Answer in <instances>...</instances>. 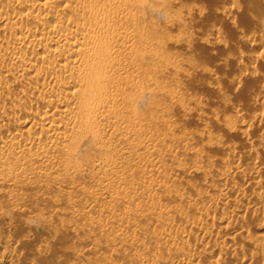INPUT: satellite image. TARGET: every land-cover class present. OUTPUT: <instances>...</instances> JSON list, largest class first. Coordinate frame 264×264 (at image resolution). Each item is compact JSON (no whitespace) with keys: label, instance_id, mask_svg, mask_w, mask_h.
Segmentation results:
<instances>
[{"label":"rangeland","instance_id":"obj_1","mask_svg":"<svg viewBox=\"0 0 264 264\" xmlns=\"http://www.w3.org/2000/svg\"><path fill=\"white\" fill-rule=\"evenodd\" d=\"M154 2L160 8L154 26L160 37L161 55H157L154 70L158 82L153 83L152 92L146 91L150 93H145L144 106L138 112L144 114L143 123L151 133L148 145L159 148L157 154L146 155L158 162L157 167L143 164L122 169L130 176L114 171L113 179L120 180L114 181L115 186L124 187V191L116 188L115 193L101 188V179L108 172L99 174L88 167L82 171V164L77 174L73 168L72 175L71 167L50 178L47 174V178L19 179L11 188L0 185V264H150L154 254L167 259V264H177L189 252L193 264H210L217 258L219 246L226 244L225 234L217 245H208L210 254L206 256L193 239L189 251L159 254L156 248L165 241L156 242L152 233L159 228L198 232L193 225L197 220L205 230L217 232V216L232 209L235 214L230 226L242 225L245 236L235 240L238 249L230 253L234 262L264 264V230H257L264 226V202L257 198L259 193L264 198V91L260 90L264 81V0ZM151 83L146 82V89ZM221 116L231 122L223 125L217 121ZM132 140L125 152L145 155L143 144ZM198 153L206 157L199 160ZM256 163H260L258 169ZM234 166L243 172L233 170L226 175L225 169ZM248 172L259 185L250 184L239 197L232 191L248 185ZM159 180L167 190L158 194L154 204L156 199H146L137 187L152 188ZM224 195L231 205L214 207ZM189 198L194 200L192 205ZM201 208L211 211L202 221L196 219ZM230 254L225 255L226 264L233 261Z\"/></svg>","mask_w":264,"mask_h":264},{"label":"bare ground","instance_id":"obj_2","mask_svg":"<svg viewBox=\"0 0 264 264\" xmlns=\"http://www.w3.org/2000/svg\"><path fill=\"white\" fill-rule=\"evenodd\" d=\"M159 9L154 0H0L1 187L11 188L19 179L28 180L31 176L42 178L47 174V177L63 174L71 167L72 175L74 169L77 174V167L82 164V171L88 167L99 174L101 170L108 172L107 175L102 173L101 188L124 191L123 180V188L115 186L114 181L120 183V180L118 177V180L113 179L114 171L121 172L131 165L157 167L158 162L146 155L157 154L159 148L148 145L151 141H148V134L151 133L143 123L144 114L142 116L140 111V116L138 111L144 106L145 93H150L146 91L158 82L154 70L157 69V55L161 53L158 50L160 37L155 32V13ZM146 82H152L150 89H146ZM261 88L264 91V81ZM217 121L227 125L231 119L221 116ZM130 139L143 144L146 151L143 158L134 151L125 152ZM92 153L96 154L95 158ZM196 157L200 160L206 156L198 153ZM259 166L260 163L255 164L256 169ZM225 170L228 175L242 169L234 166ZM248 173V185L232 191H237L239 197L246 194L250 184L259 185V181L252 175L249 177L251 173ZM94 174L98 175L97 172ZM118 174L119 177L129 175L123 171L121 176ZM153 187L139 185L137 188L145 192L146 199L154 202L158 194L167 189L160 180ZM257 198L264 202L261 193ZM193 201L189 198L188 204L192 205ZM230 201L224 195L216 200L214 207L231 205ZM155 202L158 203L157 199ZM199 210L200 217L196 219L201 221L211 212ZM234 212L232 209L217 216L220 228L217 232L205 230L199 220L193 223L198 232L155 229L152 237L158 240L156 242L165 241L156 248L157 252L178 254L183 253V249L189 251L194 246L190 242L193 239L200 253L207 256L210 254L208 248H211L208 245H217L225 234L226 244L219 246L217 258L210 264H226L225 255L238 249L235 240L245 238L242 225L230 226ZM260 229L264 230V226L257 230ZM245 242L256 246L254 241ZM155 256L150 264L168 263L167 259ZM193 259L189 252L177 264H193ZM227 264L242 263L233 260Z\"/></svg>","mask_w":264,"mask_h":264},{"label":"clouds","instance_id":"obj_3","mask_svg":"<svg viewBox=\"0 0 264 264\" xmlns=\"http://www.w3.org/2000/svg\"><path fill=\"white\" fill-rule=\"evenodd\" d=\"M155 11V10H154ZM157 15H160L163 18V14L162 13H157Z\"/></svg>","mask_w":264,"mask_h":264}]
</instances>
